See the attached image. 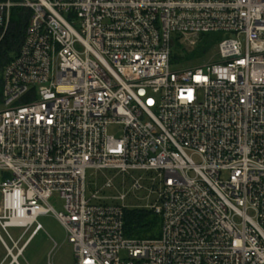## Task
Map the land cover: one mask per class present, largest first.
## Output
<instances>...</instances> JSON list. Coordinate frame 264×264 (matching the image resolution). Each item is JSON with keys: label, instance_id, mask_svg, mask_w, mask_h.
<instances>
[{"label": "built area", "instance_id": "obj_1", "mask_svg": "<svg viewBox=\"0 0 264 264\" xmlns=\"http://www.w3.org/2000/svg\"><path fill=\"white\" fill-rule=\"evenodd\" d=\"M15 7L0 264H21L51 212L75 264H264V0H0V40ZM203 33L222 36L210 60L172 63ZM127 208L160 235L126 237Z\"/></svg>", "mask_w": 264, "mask_h": 264}, {"label": "trees", "instance_id": "obj_2", "mask_svg": "<svg viewBox=\"0 0 264 264\" xmlns=\"http://www.w3.org/2000/svg\"><path fill=\"white\" fill-rule=\"evenodd\" d=\"M29 12L24 8L15 7L12 10L11 24L0 40V101L3 90V71L5 65L16 55L24 39V30ZM222 38L219 33L201 34L196 47L197 57L207 58L216 43ZM185 58V59H184ZM187 52L176 40L171 54L172 63L181 64V59H187ZM161 218L147 208H127L124 211V234L129 238H155L160 235Z\"/></svg>", "mask_w": 264, "mask_h": 264}, {"label": "rangeland", "instance_id": "obj_3", "mask_svg": "<svg viewBox=\"0 0 264 264\" xmlns=\"http://www.w3.org/2000/svg\"><path fill=\"white\" fill-rule=\"evenodd\" d=\"M187 59L180 62L182 65H200L210 60L216 50H212L207 58L197 57V52L188 50ZM180 65V64H179ZM90 173V171H89ZM129 198L126 202L131 203ZM51 205L57 210L62 211L63 200L58 196L50 199ZM38 221L42 224L43 229L39 231L33 238L31 243L24 251V256L20 258L21 264H75V255L72 245L68 242L67 232L64 226L55 217L54 213L42 214L38 217ZM20 229L13 228L11 232L15 235L20 233ZM5 256V248L0 242V261Z\"/></svg>", "mask_w": 264, "mask_h": 264}]
</instances>
